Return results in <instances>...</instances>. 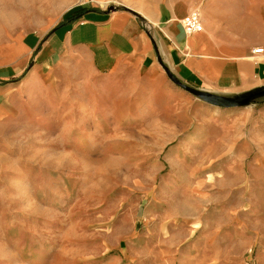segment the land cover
<instances>
[{
    "label": "rangeland",
    "instance_id": "374dc122",
    "mask_svg": "<svg viewBox=\"0 0 264 264\" xmlns=\"http://www.w3.org/2000/svg\"><path fill=\"white\" fill-rule=\"evenodd\" d=\"M81 1L0 0V55ZM207 93L238 100L130 99L132 123L82 126L81 151L72 127L20 130L0 174V264H264V97Z\"/></svg>",
    "mask_w": 264,
    "mask_h": 264
},
{
    "label": "crops",
    "instance_id": "0c3cea01",
    "mask_svg": "<svg viewBox=\"0 0 264 264\" xmlns=\"http://www.w3.org/2000/svg\"><path fill=\"white\" fill-rule=\"evenodd\" d=\"M101 1L82 0L91 8L65 18L78 19L23 36L0 55V174L24 127H72L81 151L82 126L109 132L132 123L121 112L130 99L144 108L147 94L193 100L178 83L206 93L264 89V0ZM111 3L117 10L107 13ZM194 10L202 30L186 34L181 20Z\"/></svg>",
    "mask_w": 264,
    "mask_h": 264
},
{
    "label": "water",
    "instance_id": "95a60500",
    "mask_svg": "<svg viewBox=\"0 0 264 264\" xmlns=\"http://www.w3.org/2000/svg\"><path fill=\"white\" fill-rule=\"evenodd\" d=\"M117 10V7H114L112 5L108 6L106 9V12H110V11H115ZM179 86L183 87L184 89H186L189 93H191L192 95L199 97V98H203V99H209V100H222V101H227V102H236V100H238V98H229V97H223L221 95H214L211 93H206L197 89H192L186 86H183L181 84L178 83ZM264 97V89L249 95L244 96V98L247 101H253L255 99Z\"/></svg>",
    "mask_w": 264,
    "mask_h": 264
},
{
    "label": "built area",
    "instance_id": "2783aa9c",
    "mask_svg": "<svg viewBox=\"0 0 264 264\" xmlns=\"http://www.w3.org/2000/svg\"><path fill=\"white\" fill-rule=\"evenodd\" d=\"M183 30L186 34L197 33L202 30L199 14L197 11H191L185 18L181 20ZM253 54L263 53L262 48L252 50Z\"/></svg>",
    "mask_w": 264,
    "mask_h": 264
},
{
    "label": "trees",
    "instance_id": "16d2710c",
    "mask_svg": "<svg viewBox=\"0 0 264 264\" xmlns=\"http://www.w3.org/2000/svg\"><path fill=\"white\" fill-rule=\"evenodd\" d=\"M80 17V15H76L74 17H69V19H63L57 26H60L62 24H64V22H72L75 19H78ZM66 20V21H65Z\"/></svg>",
    "mask_w": 264,
    "mask_h": 264
}]
</instances>
